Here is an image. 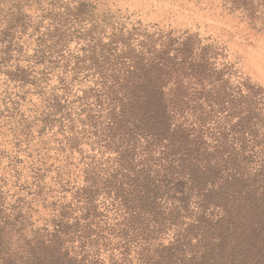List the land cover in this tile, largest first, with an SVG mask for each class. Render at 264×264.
Returning a JSON list of instances; mask_svg holds the SVG:
<instances>
[{"label": "trees", "instance_id": "16d2710c", "mask_svg": "<svg viewBox=\"0 0 264 264\" xmlns=\"http://www.w3.org/2000/svg\"><path fill=\"white\" fill-rule=\"evenodd\" d=\"M228 2L264 24V0ZM218 54L194 35L139 27L102 44L100 90L81 120L100 130L82 155L85 211L60 204L21 252L0 232V264H83L70 254L75 243L100 244L112 264H129L132 249L135 264H264V91L241 77L230 83ZM55 110L57 131L72 132L71 116ZM70 138L78 147L82 137ZM67 146L65 158L75 150ZM98 198L110 223L95 231L87 226Z\"/></svg>", "mask_w": 264, "mask_h": 264}, {"label": "rangeland", "instance_id": "374dc122", "mask_svg": "<svg viewBox=\"0 0 264 264\" xmlns=\"http://www.w3.org/2000/svg\"><path fill=\"white\" fill-rule=\"evenodd\" d=\"M132 27L194 35L216 49V64L229 65L230 83L241 77L264 91V24L228 0H0V232L9 239L6 249L21 252L23 237L51 227L62 203L70 202L73 215L85 211L77 196L88 162L82 155L92 153L100 130L93 134L81 120L100 90V46ZM56 108L71 116L72 132L57 131ZM72 134L82 137L78 147ZM67 144L75 150L65 158ZM69 172L71 187L64 190L60 180ZM95 202L87 228L100 231L110 222L100 219L99 198ZM74 245L70 254L83 256V264L113 263L100 244ZM135 257L132 249L129 264Z\"/></svg>", "mask_w": 264, "mask_h": 264}]
</instances>
